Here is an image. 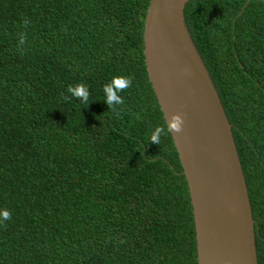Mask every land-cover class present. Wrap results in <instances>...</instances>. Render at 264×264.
Listing matches in <instances>:
<instances>
[{
	"label": "trees",
	"instance_id": "obj_1",
	"mask_svg": "<svg viewBox=\"0 0 264 264\" xmlns=\"http://www.w3.org/2000/svg\"><path fill=\"white\" fill-rule=\"evenodd\" d=\"M151 1L0 0V209L12 214L0 264H198L172 133L149 144L166 122L144 52ZM185 17L232 124L264 264V0H190ZM118 74L134 77L119 115L103 92ZM79 82L87 107L67 93Z\"/></svg>",
	"mask_w": 264,
	"mask_h": 264
},
{
	"label": "water",
	"instance_id": "obj_2",
	"mask_svg": "<svg viewBox=\"0 0 264 264\" xmlns=\"http://www.w3.org/2000/svg\"><path fill=\"white\" fill-rule=\"evenodd\" d=\"M189 1H151L144 52L165 119L184 114V131L172 136L194 204L198 264H259L250 189L222 97L186 22Z\"/></svg>",
	"mask_w": 264,
	"mask_h": 264
},
{
	"label": "clouds",
	"instance_id": "obj_3",
	"mask_svg": "<svg viewBox=\"0 0 264 264\" xmlns=\"http://www.w3.org/2000/svg\"><path fill=\"white\" fill-rule=\"evenodd\" d=\"M31 23L30 19L24 18L23 26L28 28ZM19 39L17 47L23 53L25 51V44L27 43V31L17 33ZM134 77L126 74L114 75L112 79L103 86V92L105 94V101L107 102L108 109L119 115L117 111V105H123L125 103L124 97L121 93L125 92L132 86ZM67 93L71 97H74L81 101L86 107L90 103V91L89 87L84 82H79L75 85H70L67 88ZM65 101L69 100V95H63ZM185 118L181 111H175L171 114V117H167L164 125H157L150 133V143H156L160 145L161 137L169 133H182L184 131ZM11 211L7 208L0 209V224H3L11 220Z\"/></svg>",
	"mask_w": 264,
	"mask_h": 264
}]
</instances>
